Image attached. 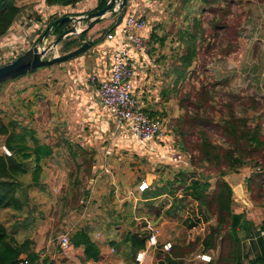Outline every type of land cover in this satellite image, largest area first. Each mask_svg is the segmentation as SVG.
<instances>
[{
    "label": "trees",
    "instance_id": "obj_1",
    "mask_svg": "<svg viewBox=\"0 0 264 264\" xmlns=\"http://www.w3.org/2000/svg\"><path fill=\"white\" fill-rule=\"evenodd\" d=\"M80 1L83 0H46L49 5L62 6H74ZM243 1H182L185 20H189V23L178 31L182 52H172V62L166 66L164 98H175L186 88L180 99L184 113L172 119L170 130L175 139L174 145L187 156L191 167L172 169L167 175L164 171L157 173L158 177L142 192V197L147 208L146 215L150 219H158L164 214L171 220H184L183 223L188 228H193L202 219L210 223L205 234L197 237L194 243L187 246L174 244L170 253H163V256L159 254V257H164L170 264H178L179 258L180 264L185 263L183 259L189 247L192 250L199 247V254H209L212 257L210 261L201 260L199 264H264V237H259L260 252L255 256L243 254L241 250L245 239L254 238L257 226L245 212L235 211L233 186L226 180L231 173L249 167L251 173L246 179L248 190L255 200L258 195L264 196V125L259 120L253 124L252 120L256 118L244 113L250 109L257 112L264 108V97L258 100L254 91L255 93L244 98L245 95L232 85L224 87L227 83L230 84L231 79L228 77L217 79L208 67H200L199 64L195 66L196 59L201 58V51L210 53L212 60H223L239 49L242 35L245 37L246 25L237 20L236 16L233 17V8L236 4L242 7ZM257 1L264 5V0ZM106 3L107 0H100L97 9L104 7ZM21 12L22 7L17 5L16 0H0V37L8 32ZM208 14L212 16L208 17ZM240 15L243 16L242 11ZM121 18L120 15L118 20ZM241 25L244 26L239 30ZM114 27L115 24H112L102 33ZM60 31L61 25H57L54 32L57 34ZM85 39L86 32L68 38L62 46V53L79 47ZM165 40L166 36L159 37L153 33L150 44L155 46L159 42L162 46ZM95 42L98 40L95 39ZM258 48L259 45L255 43V53ZM166 60L163 58L164 63ZM256 63L259 66V58ZM220 91L224 93L220 94ZM194 96L196 100L192 99ZM210 109H219L223 114L215 119L211 116ZM1 113L0 109V136H4V144L12 151V155L8 156L0 151V209L25 211L29 206V188L32 185H26L21 176L32 172L33 183L40 182L43 163L54 156L55 149L51 143L42 141L35 129L17 121L5 123ZM262 116L263 113L259 118L262 119ZM65 142L64 148L71 157L69 176L74 177L69 184L79 185L80 179L86 176L92 180L94 152L78 143L69 140ZM2 145L0 144V150ZM168 167L176 168L175 165ZM213 179L215 183H212ZM162 196L172 198L166 211L164 208L167 201L163 200L159 204ZM188 198L197 202L201 217L196 216L195 219L189 215L184 219L183 201ZM194 213L197 214L198 210ZM256 234L260 235L261 232L257 230ZM147 235V230L141 233L128 231L124 241H130L134 251H138L145 247ZM32 243L31 239L18 241L9 232L6 223L0 220V264H15L23 253L28 256L25 264H36L41 257L33 249ZM113 244L120 246V242L114 241ZM70 247L73 254L81 252L86 261H97L100 258V248L87 228H79L71 233ZM45 260L44 264L48 259Z\"/></svg>",
    "mask_w": 264,
    "mask_h": 264
},
{
    "label": "crops",
    "instance_id": "obj_2",
    "mask_svg": "<svg viewBox=\"0 0 264 264\" xmlns=\"http://www.w3.org/2000/svg\"><path fill=\"white\" fill-rule=\"evenodd\" d=\"M156 1L158 0H129L128 7L132 6V3L136 4L137 13L143 15L144 18L147 17L150 19L148 14H152ZM99 2L100 0H83L74 6H62L49 5L46 0H16L17 5L22 7V12L10 26L8 32L0 37V59L6 58L4 61L7 62L10 60L8 58L10 54L15 57L17 54H20V49L27 50L37 44L40 40L39 37H41L43 33L42 31L36 30V25H49L50 22L57 17L55 14L63 11L62 9L66 8L75 14H81L83 12L98 10ZM130 9L132 8L130 7ZM104 19L105 22L101 25L96 24L88 35L92 33L98 34V32L104 31L112 24L116 25L118 23V16L115 18V15H112V13L107 15ZM260 25L262 26V24ZM108 32L98 37L95 36L94 40L101 37L99 42H95L92 46L93 49L96 48L95 53L93 52L92 54L91 49L80 57L70 61L71 67L64 77L65 83L72 86V91L65 95H67V98H70L76 94V99H82L83 104L89 109V120L91 121V125L94 126L91 127V144L89 147H85L94 152L95 164H93L92 172L93 175H95L94 187L97 185V190L95 191L93 201L92 197H85L86 202L82 204V208L87 210L91 201L93 203L86 217L77 221H73L71 218H65L63 231L64 233H68L69 237H71V233H74L77 229L87 228L90 232V236L100 248V258L97 261H86L81 252L73 254L71 247L69 251L64 253L58 245L59 238L57 242H52V239H49L48 242L46 241L47 237H49L44 229V212L47 210V207L42 205L36 196L39 193H44L47 189V191H49V186L43 183L41 176L40 182L33 183L32 172H29L21 176V180L26 185H32L29 188V206L26 207L25 211H18L13 208L0 209V220L6 223L9 232L14 235L18 241H24L25 239H31L33 241L32 247L41 257L36 264H44L43 261L45 259H48L46 264H165L166 259L162 256L159 257V254L162 253L151 247H147V243L144 247L147 250L145 258L142 261L137 260V253L144 248L134 251L131 242L124 241L128 231L146 232L145 223L141 221V218L145 217L141 215L144 214V212L140 211L142 217L136 214L138 205L142 209H144V207L146 208L145 201L142 197V192L144 190L139 189L140 183L139 185L136 184L137 186H134V188L131 187L133 181H138V178H134L135 172L132 171V169L134 167H140L138 165L139 161H136V159H147L154 166L175 165L177 167L183 164V166H185L188 160L181 149H178L174 145L175 139L173 136H170L169 139L164 142H155L151 149H146L145 145L139 144L131 137V133L127 127H118L115 124L114 117L106 111L101 101L95 95L93 85L89 82H85V77L93 71L104 72L107 70L108 61L112 57L114 49H117L116 42L107 39ZM153 33L154 32L151 33V30L147 32L149 39ZM260 35L258 40L263 41V43L262 49L259 50H264V39L261 38ZM55 37L56 34L52 33L50 38L52 40ZM11 45H15L13 51L10 48ZM157 50V48L154 51L149 50L147 54H134L133 60L135 68L137 69L135 92L149 115L159 117L163 120H172L182 115V108H180L176 102L174 105V98L169 100L164 98L166 65L162 61L160 51ZM59 53L62 54L60 51ZM89 53H91V55H88ZM261 54L264 56V51H262ZM74 60H76L75 62H79L73 64ZM218 61L221 62V60L215 62ZM259 61L261 62L259 68H261L262 71L259 70V74L257 70V77V71L255 72L251 77L252 83L248 84V86L253 88V92L255 91L257 94V99L261 100L262 97H264V59ZM239 64L240 68L243 63L240 61ZM52 66L53 67L39 68L38 70L47 69L50 73V69L54 68V65ZM63 68L65 69V67ZM6 82H15V80ZM80 85L81 87H79ZM240 86L242 87L241 84ZM95 140L99 141V145L96 146L94 144ZM146 179L142 180V182L146 181ZM111 186L113 191H110ZM94 187L92 190H94ZM33 191L35 192L34 195ZM163 200L167 201V205L172 202L171 197L162 196L159 198V204H161L160 202ZM109 202L112 204L120 202L121 209L116 211L114 216H112L110 212L106 214V210H110L108 205ZM133 215L135 221L133 222V226H131L128 225L127 222L129 221V217L131 218ZM119 217L122 218L118 219ZM164 217L163 214L154 221L162 227L161 223L166 218ZM116 223H120L123 226L122 232H120L119 224ZM141 223H143V225H141ZM162 224H164V222ZM193 228H195V226ZM249 239L250 238L245 239L242 242L241 250L243 254H249L252 257L260 252V240L259 245L255 243L252 245L253 247L251 246L249 249L246 247V242L248 243ZM114 241L120 242V246L117 244V246L114 245ZM254 242L255 241L252 240V243ZM20 257L22 259H27L28 256L23 253ZM180 259L181 258L177 260L178 264H180ZM199 262L201 261H198V263Z\"/></svg>",
    "mask_w": 264,
    "mask_h": 264
},
{
    "label": "rangeland",
    "instance_id": "obj_3",
    "mask_svg": "<svg viewBox=\"0 0 264 264\" xmlns=\"http://www.w3.org/2000/svg\"><path fill=\"white\" fill-rule=\"evenodd\" d=\"M182 1L183 0H158L156 1V4H154L155 8L152 11V14H148V17H150L151 20V33L154 32L160 37L166 36L164 45L161 46L159 42L155 43V46L154 44H150V49H154L155 47L158 49L157 51H160L162 61L163 58L167 59L165 61L166 66L167 64L170 65L172 62V60L170 59V55L172 54V52H182L183 50L181 48L182 42L180 40L178 31L180 28H183L185 24L189 23V20H185V9L182 7ZM240 6V4L234 5L233 17L236 16L237 20L246 25L244 27V32L248 30L250 31V33L248 34V36L246 34L245 37H243L242 35V38L240 39L241 45L239 49L235 53H232L228 58L221 60V62H215L217 60H212L210 58L211 56L209 55L210 53L201 51V58H199L200 60H198V58L196 59L195 66L199 64L200 67H208L211 71H213L217 79L228 77L229 79H231L230 84L227 83L228 85L224 87L226 88L229 85H232L237 91H241L245 95V98L247 95L254 93L252 88L247 87L248 84L252 83L251 77L257 70L262 71V69L259 68L261 62L259 61L258 66L256 60L258 58L261 61L262 59H264L263 54H261L264 50H259L262 49L263 41L258 40L260 32V37L264 39V5H261L257 0H244L242 3V7ZM62 10L63 11L58 12L55 15L57 17H63L66 15L75 14L74 12L69 11L66 8ZM241 11L243 13V16L240 15ZM116 16H118L119 18L120 14L115 15V18ZM210 16H212V14H208V17ZM122 19L123 16L121 20ZM104 20L105 19L103 18L98 24H103L105 22ZM232 21H230L231 25H234V22ZM260 24H263V27ZM244 25L239 26L238 29L241 30ZM65 27V25H61V31H63ZM60 32H57V34H59ZM89 32H87V37L94 35L93 33L91 35H88ZM102 32L103 31H100V33L98 32V34H95V36L98 37L101 34L103 35ZM70 37L75 36L67 37L58 45L59 51L61 53L63 44ZM100 38L96 40H98L99 42ZM54 39L51 40L50 38L47 43H51L50 41H53ZM255 42L260 47L258 48V51L256 53L254 52ZM91 49L92 54L93 52H96V48L93 49L91 47L89 50ZM51 55L52 54L49 53V56ZM88 55H91V53H89ZM70 61L64 62L65 64L61 63L54 65V68L52 69L48 68L51 71L50 73L47 69L38 70L34 73H29L22 78L15 79V82H3L2 84L0 83V109L2 111L1 116L3 117L5 123H9L10 121H17L24 126H29L35 129L36 135L42 141H46L54 145V156L44 161L45 163L41 172V179L46 186H49V191H47V189L44 193H39L36 196L38 198V201H40L42 205H45L47 207V210L44 212V229L49 236L46 239L47 242L49 241V239H52V242L58 241L59 236L64 233L63 227L65 218H71V220L77 221L86 217L88 212H90V206L93 204L92 201L94 199L95 191L97 190V185H95L94 187L95 175H93L92 180H90V177L87 176L84 179H80L79 185L69 184V181H73L74 177L69 176V163L71 161V157L64 148V145L66 144L65 141L69 140L74 143H78L81 146L89 147L91 144V127H94L91 125V121L89 120V109L83 104L82 99H76V94H74V96L70 98H67V95H65L66 93L72 91V86L68 85V83H65L66 81L64 78L68 69L71 67ZM75 61L76 60L73 61V64L79 62ZM240 61L243 63V65L240 67L241 69L239 68ZM63 67H65V69ZM258 71L256 73V77L258 75ZM240 84L242 85V87L240 86ZM79 87H81V85ZM187 88L190 87L187 85ZM185 91L186 88L183 89L181 95L175 96L173 100L174 105L176 102V104L181 108L180 99L184 96ZM223 93L224 92L220 91V94ZM192 99L196 100V97L194 96ZM239 108L240 106L238 107V109ZM183 113L184 109H182V114ZM244 113L249 115L251 118H256L252 120L253 124H256L257 120H259V122L264 125V108L257 112L250 109L247 113ZM262 113L263 118L260 119L259 115H262ZM210 114L211 116L215 117V119H219L223 113L219 109H210ZM164 123L170 130V125H172L173 121L164 120ZM4 143V136H0V144ZM94 144L96 146L99 145V141L95 140ZM136 161H139L138 165L140 167H134L132 171L135 172L134 178H138V181L132 182V188L139 185V183H141L142 180H145L146 177L148 178L149 174H152L149 176L152 182V180L158 177L157 175L161 173V171H164V173L167 175V173L172 169L191 167L189 162L185 164V166H183V164L180 167L176 166V168H170L168 166L165 168V165L154 166L144 158L142 160L136 159ZM93 164H95V160ZM250 173L251 169L249 167L242 168L238 172L231 173L232 175L230 180L235 195V211L245 212L247 217L255 222L257 229H259L258 231L261 232V234L258 235L256 234L257 230L254 229V238L248 240L249 244L246 242V247H248L249 249L255 243L256 245H259V237H264V196L258 195L257 200L252 197V192L247 188L246 180ZM82 174L84 175L85 172L83 171ZM212 183H215V179L212 180ZM239 184L242 185L244 194H246L245 197L249 204H245L242 201L240 192L238 190ZM112 186L110 187V191H113ZM93 187L94 190H92ZM34 191L33 195L35 193ZM110 191L108 190L109 194ZM85 197H92V201L89 204L87 210L82 208L81 202V200ZM183 203L184 219L189 215H191L195 219L196 216L201 217L199 209L197 208L198 204L196 201H194L192 198H188L183 201ZM108 205L110 210H106V214L110 212L112 216L115 215L116 211L121 209L120 202H118L117 204H112L109 202ZM168 207V205L165 206L164 211H166ZM197 210L198 213L195 214L194 212H197ZM140 211H143L144 214H141ZM136 214L138 216H145H141V221L145 223V226L148 221L158 224L154 221L155 219L152 220L146 215L145 207L144 209H142L138 205L136 208ZM133 217L134 215L131 218L129 217V221L127 222L128 225L133 226V222L135 221ZM121 218L122 217H119L118 219ZM183 221L184 220L173 221L167 217L164 219V224H162L163 222L161 223L162 233L160 235L159 247H161V245L167 240H171L173 244H180L183 246H187L189 243H194L197 237H201L205 234L210 223V221L202 219L196 224L195 228L191 229L186 227ZM212 222L213 221H211V223ZM143 223H141V225H143ZM116 224H119L120 232H122L123 226L120 223ZM252 240H254L255 242L252 243ZM157 251L161 252L162 256L164 255L163 250L157 249ZM187 251L188 252L186 256H184L185 258L183 259L186 264H197L198 261L202 260L201 258H199V247L197 250H192V247H189L187 248Z\"/></svg>",
    "mask_w": 264,
    "mask_h": 264
},
{
    "label": "built area",
    "instance_id": "obj_4",
    "mask_svg": "<svg viewBox=\"0 0 264 264\" xmlns=\"http://www.w3.org/2000/svg\"><path fill=\"white\" fill-rule=\"evenodd\" d=\"M131 5L132 9L127 7L123 19L118 20L115 27L107 33V39L115 41L117 46L108 61L107 70L104 72L93 71L85 77V82L93 85L95 95L106 111L114 117L115 124L118 127H127L134 140L141 145H145L146 149H151L155 142H164L173 135L171 130L166 127L164 120L153 117L146 112L135 92L137 69L133 60L134 54L149 53L150 39L147 32L151 30V20L137 13L136 4L132 3ZM46 27L47 25L41 26L38 24L36 30L43 33ZM249 33L250 31L246 30L245 35ZM10 48L13 51L15 45H11ZM27 50L20 49L19 53L21 54ZM15 57L11 54L8 56L10 60ZM4 60L0 59V64L4 63ZM0 151L2 154L12 155V151L5 144L2 145ZM148 186L149 184L143 181L140 183L139 189L145 190ZM81 202L82 204L85 203L86 199H82ZM146 230L148 232L147 247L156 250L161 249L164 253L171 252L174 245L171 240L165 241L159 247L162 230L158 224L148 221ZM58 245L64 253L69 251L70 237L68 233H62L59 236ZM146 253V248L140 250L137 253V260L142 261ZM199 258L210 261L212 257L209 254H199ZM15 264H25V259L20 258ZM165 264L170 263L165 261Z\"/></svg>",
    "mask_w": 264,
    "mask_h": 264
},
{
    "label": "water",
    "instance_id": "obj_5",
    "mask_svg": "<svg viewBox=\"0 0 264 264\" xmlns=\"http://www.w3.org/2000/svg\"><path fill=\"white\" fill-rule=\"evenodd\" d=\"M127 7L128 0H107L105 6L98 10L66 15L55 19L46 27L37 44L14 59L0 64V83L18 79L39 68L49 67L80 57L94 45L95 34L87 37L79 47L63 54L59 53L58 45L69 36H79L80 34L89 32L110 13L124 16ZM57 25H65L66 27L56 35L53 41H50L51 43H47ZM49 53L52 55L49 56ZM231 175L226 177V180L229 182ZM149 176L146 182L151 184ZM238 187L242 201L245 204H249L242 185L239 184Z\"/></svg>",
    "mask_w": 264,
    "mask_h": 264
}]
</instances>
